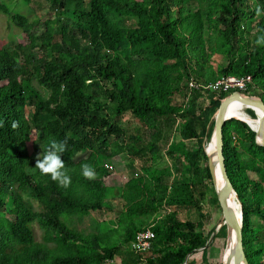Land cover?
Returning a JSON list of instances; mask_svg holds the SVG:
<instances>
[{
	"label": "trees",
	"instance_id": "trees-1",
	"mask_svg": "<svg viewBox=\"0 0 264 264\" xmlns=\"http://www.w3.org/2000/svg\"><path fill=\"white\" fill-rule=\"evenodd\" d=\"M47 1L56 13L44 19L0 2L26 37L0 47V264H107L116 257L121 264H222L224 238L203 248L213 231L205 230L204 199L219 205L204 148L221 100L234 90L189 93L188 81L250 75L244 93L264 101V46L255 43L264 34V15L255 20L264 0L261 7L253 0ZM34 77L48 93L27 111L38 93ZM125 113L140 124L130 132L117 124ZM164 128L174 132L165 152L175 172L154 166ZM222 131L226 172L242 204L244 250L249 264H264V147L241 120H226ZM50 140L66 142V187L35 167ZM123 153L144 161L124 183ZM85 165L92 178L83 175ZM115 189L116 208L108 199ZM175 206L196 209V218L169 211L148 223ZM103 208L117 211L115 225L73 226ZM147 227L155 238L142 261L130 244Z\"/></svg>",
	"mask_w": 264,
	"mask_h": 264
},
{
	"label": "rangeland",
	"instance_id": "rangeland-1",
	"mask_svg": "<svg viewBox=\"0 0 264 264\" xmlns=\"http://www.w3.org/2000/svg\"><path fill=\"white\" fill-rule=\"evenodd\" d=\"M258 1L259 0H253L252 4L254 7H258V6L261 7V3L260 1L259 2ZM0 2L6 4L12 13H22L26 15L29 19L38 18V17L39 19H44L46 16L56 13V10L50 6L47 0H31L30 2H27L26 0H0ZM263 15H264V11L259 13L256 16L255 20ZM125 23L127 22L125 21ZM69 30H70V34L73 36L79 35L77 31H75L74 29L69 28ZM249 31L250 33H254L256 31L254 20L251 26L249 27ZM25 39H26L25 34L21 30H19L17 27H15L11 22H9V19L6 17V15L0 12V47L1 46H11V44H13L16 41L24 42ZM231 59H233V57ZM221 61L224 63L226 62L225 60H221ZM31 84L38 93L37 95H32L28 98L27 111L28 109L33 108V104H35V102L38 101V98L40 95L46 96L48 93L47 86L41 83L39 78L34 77L32 79ZM242 107L243 108L245 107L246 109H250L249 107L245 105ZM117 124L125 132L126 131L130 132L131 130L134 129V127H137L140 125L139 121L136 120L130 113L123 114L121 118L118 119ZM164 131H165V135L168 137H166L163 141H161L162 151L155 156L154 166L159 167V168L168 166L172 169V171L175 172L177 170V165L175 164V161L170 160L168 158L165 152L166 151L165 144L169 142L170 139L173 138L172 135H174V132H172L173 130H170V129L167 130L166 128H164ZM34 136H35V133L32 134V137ZM111 138L114 139L115 134H112ZM206 142H209V141H206ZM28 145L29 147H31L30 143ZM29 149L31 150V148ZM37 156L42 157L43 156L42 151L38 152ZM123 160L125 162V170L119 176V180L122 183L126 182L129 179V177L139 174L140 166L144 162L143 160L139 158L132 159L127 153H123ZM211 187L214 189V192H215L213 181L211 182ZM118 194H119V189H115L113 190V192H110V194L108 195V199H110L109 203L114 208L119 206V201L117 200V198H114L115 196H118ZM31 201L36 211H42L41 205L36 200L32 199ZM204 203L209 208V214L205 220V230L212 231L215 228H217V233L215 234L212 242L207 247H209L216 240L224 238V246L220 254L222 264H223L225 250L227 247L226 239L228 238V235H227L226 226L223 222L222 210L219 205L214 203V201L209 197V195L206 196V198L204 199ZM167 209L168 207L166 208V210ZM163 211L164 209H162L156 215L148 218V223L149 224L152 223V221L158 215L162 216L164 213ZM170 211L177 212V216L182 219H195L197 210L194 208H189V207L184 208V207L175 206V207H171ZM116 215H117L116 210H113V209L110 210L107 208H103L97 212H93L89 216L85 217L82 221L81 220L78 221V219H74L72 224L77 229L84 230V231H92L95 229L96 223H101L102 225H106L110 227L115 225ZM34 229H35L37 238H39L42 233V229H40L37 225H34ZM217 235H219V237H216ZM148 255H149L148 253H146L145 255H140L142 258V261H144V259H146ZM214 255L215 257L217 256L216 253ZM190 256L191 255H189L188 257ZM107 264H121V262H120V259L116 257L114 261H112L111 263H107Z\"/></svg>",
	"mask_w": 264,
	"mask_h": 264
},
{
	"label": "water",
	"instance_id": "water-1",
	"mask_svg": "<svg viewBox=\"0 0 264 264\" xmlns=\"http://www.w3.org/2000/svg\"><path fill=\"white\" fill-rule=\"evenodd\" d=\"M239 100L246 104L247 106L251 107L254 106L261 110V116L259 118V123L256 128H253L248 121L242 118H236L233 116L228 115V106L232 100ZM254 112V111H253ZM255 114V112H254ZM235 118L238 120H241L245 122L254 132H255V139L256 143L260 146L264 147V101L260 96L256 95H249V94H243L239 91H232L229 95L225 96L221 103L216 110L213 120H214V126L212 130L211 137L214 140L215 145V165H217L219 173L222 177V186L220 189L215 188V193L217 195V200L219 203V206L221 207L222 214H223V221L225 223L226 229H227V235L228 233L234 232V242L232 247L228 250L227 255L224 258L223 264H249L246 252L244 250L243 245V235H242V204L240 199L238 198V195L236 191L233 188V185L227 175L226 172V165H225V157L223 155V125L226 120ZM207 157H208V166L209 170L212 176L213 184H215V165L214 162L211 160L207 153L206 147L204 148ZM231 196H234L238 203H239V213H240V220L235 216L232 209L229 205V198ZM217 233V228H215L208 241L206 242L205 246L203 248H206L213 240L215 234ZM226 244L228 246L229 239H226Z\"/></svg>",
	"mask_w": 264,
	"mask_h": 264
},
{
	"label": "built area",
	"instance_id": "built-area-1",
	"mask_svg": "<svg viewBox=\"0 0 264 264\" xmlns=\"http://www.w3.org/2000/svg\"><path fill=\"white\" fill-rule=\"evenodd\" d=\"M251 84L252 77L250 75H223L207 84L197 83L196 80L191 78L188 81V89L189 93L193 89H210L223 91L234 90L245 94L244 92ZM166 208H164L163 212H165ZM170 209L171 208L168 207L166 212H169ZM159 217L161 216L158 215L156 218ZM154 238L155 234L150 227L141 229L136 233L134 240L130 244V247L135 253L143 255L147 253V251H149V249L151 248V244Z\"/></svg>",
	"mask_w": 264,
	"mask_h": 264
},
{
	"label": "clouds",
	"instance_id": "clouds-1",
	"mask_svg": "<svg viewBox=\"0 0 264 264\" xmlns=\"http://www.w3.org/2000/svg\"><path fill=\"white\" fill-rule=\"evenodd\" d=\"M258 11H260L258 9ZM255 43L257 46H264V34L256 37ZM66 150V142L50 140L48 147L43 156L37 159L35 167L40 170L42 174L50 175L51 179L58 181L63 186L70 183V177L67 175L65 163L61 159V154ZM83 175L86 178H92L94 171L87 165L84 166Z\"/></svg>",
	"mask_w": 264,
	"mask_h": 264
},
{
	"label": "bare ground",
	"instance_id": "bare-ground-1",
	"mask_svg": "<svg viewBox=\"0 0 264 264\" xmlns=\"http://www.w3.org/2000/svg\"><path fill=\"white\" fill-rule=\"evenodd\" d=\"M247 106L246 104H244L243 102L239 101V100H232L228 106V115L236 117V118H242L245 119L246 121H248V123L253 127L256 128L258 126L259 123V118L261 116V110L254 107V106H247L249 107L252 111L255 112V116H251L248 112L247 109L242 106ZM205 147L207 149V153L209 155V157L211 158V160L214 162L215 165V155H216V151H215V145H214V140L212 137H210L209 142L205 143ZM222 177L219 173L218 167L217 165H215V184L214 186H216L217 189H220L222 186ZM229 205L230 208L232 209L233 213L235 214V216L238 218V220H240V213H239V203L237 201V199L234 196H231L229 198ZM224 222V221H223ZM225 224V223H224ZM228 239H229V244L226 247L225 250V256L227 255L228 250L232 247L233 242H234V232L232 233H228ZM224 262V260H223Z\"/></svg>",
	"mask_w": 264,
	"mask_h": 264
}]
</instances>
